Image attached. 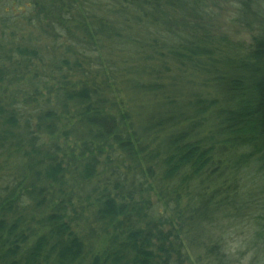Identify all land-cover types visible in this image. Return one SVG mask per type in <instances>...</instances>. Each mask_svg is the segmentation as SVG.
Listing matches in <instances>:
<instances>
[{
    "label": "trees",
    "instance_id": "trees-1",
    "mask_svg": "<svg viewBox=\"0 0 264 264\" xmlns=\"http://www.w3.org/2000/svg\"><path fill=\"white\" fill-rule=\"evenodd\" d=\"M205 7L0 0V264H230L202 236L264 176V29L244 48Z\"/></svg>",
    "mask_w": 264,
    "mask_h": 264
},
{
    "label": "rangeland",
    "instance_id": "rangeland-1",
    "mask_svg": "<svg viewBox=\"0 0 264 264\" xmlns=\"http://www.w3.org/2000/svg\"><path fill=\"white\" fill-rule=\"evenodd\" d=\"M205 6L203 20L200 22L209 24L213 34L244 48L264 29V3L253 1L244 7L238 0H205ZM5 8L6 6L3 10ZM178 15L175 12L172 19L178 20ZM169 29L170 31H164L163 28L155 29L148 25L135 26L128 34L130 37L122 38V43L129 42L125 51L117 53L115 45L108 51L113 50L116 60L126 56L125 59L131 65L135 52L131 42L133 39L145 44L153 39H157L159 43L175 44L180 38L186 37L176 23ZM137 48H140V44ZM157 100L161 101V98L158 97ZM242 178V202L237 211L230 212L229 218L219 226H210L202 239L208 245L210 238L213 242L218 241L230 264H264V176L249 168L242 173Z\"/></svg>",
    "mask_w": 264,
    "mask_h": 264
}]
</instances>
